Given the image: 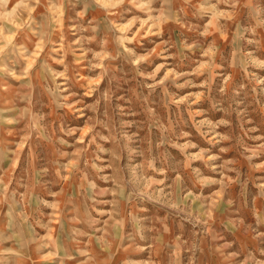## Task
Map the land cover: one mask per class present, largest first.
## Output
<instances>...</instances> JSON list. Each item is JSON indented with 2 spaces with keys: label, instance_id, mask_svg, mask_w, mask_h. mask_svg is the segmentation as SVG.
I'll return each instance as SVG.
<instances>
[{
  "label": "rangeland",
  "instance_id": "obj_1",
  "mask_svg": "<svg viewBox=\"0 0 264 264\" xmlns=\"http://www.w3.org/2000/svg\"><path fill=\"white\" fill-rule=\"evenodd\" d=\"M0 264H264V0H0Z\"/></svg>",
  "mask_w": 264,
  "mask_h": 264
},
{
  "label": "bare ground",
  "instance_id": "obj_2",
  "mask_svg": "<svg viewBox=\"0 0 264 264\" xmlns=\"http://www.w3.org/2000/svg\"><path fill=\"white\" fill-rule=\"evenodd\" d=\"M108 2V1H107Z\"/></svg>",
  "mask_w": 264,
  "mask_h": 264
}]
</instances>
